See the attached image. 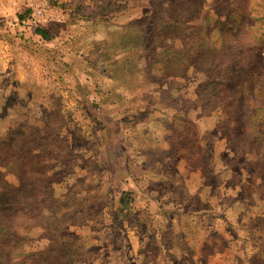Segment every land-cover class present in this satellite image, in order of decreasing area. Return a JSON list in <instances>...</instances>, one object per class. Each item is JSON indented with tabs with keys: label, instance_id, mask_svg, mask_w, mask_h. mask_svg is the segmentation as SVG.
<instances>
[{
	"label": "rangeland",
	"instance_id": "374dc122",
	"mask_svg": "<svg viewBox=\"0 0 264 264\" xmlns=\"http://www.w3.org/2000/svg\"><path fill=\"white\" fill-rule=\"evenodd\" d=\"M176 1L0 0V264H264V0Z\"/></svg>",
	"mask_w": 264,
	"mask_h": 264
},
{
	"label": "built area",
	"instance_id": "2783aa9c",
	"mask_svg": "<svg viewBox=\"0 0 264 264\" xmlns=\"http://www.w3.org/2000/svg\"><path fill=\"white\" fill-rule=\"evenodd\" d=\"M60 0H34L32 5L31 19L36 20L38 24L48 22L52 5Z\"/></svg>",
	"mask_w": 264,
	"mask_h": 264
},
{
	"label": "trees",
	"instance_id": "16d2710c",
	"mask_svg": "<svg viewBox=\"0 0 264 264\" xmlns=\"http://www.w3.org/2000/svg\"><path fill=\"white\" fill-rule=\"evenodd\" d=\"M173 2H174V4H176L177 3V1L176 0H173ZM156 13V12H155ZM154 20H155V18H154ZM156 21V20H155ZM154 21V22H155ZM163 23H164V21H163ZM166 24H168L167 22H165ZM180 23L182 24V20H180ZM38 30V32H40V34H42L43 36H47V31H46V29H43V28H38L37 29ZM159 34L157 33V34H155V36H158ZM166 37H167V39L168 40H171L172 41V36H170V35H165ZM159 37V36H158ZM163 37H164V35H163ZM146 39V38H145ZM146 41V40H145ZM174 51V53L176 52V50H173ZM179 54L180 55H182V56H184L185 54L184 53H180L179 52ZM182 61H185V62H188V60H186V58H180ZM181 61V62H182ZM132 192L131 191H128V190H124L123 192H122V196H121V204H122V211L126 208V209H129V206H130V201H131V199H132ZM125 211V210H124ZM128 212V211H127Z\"/></svg>",
	"mask_w": 264,
	"mask_h": 264
}]
</instances>
